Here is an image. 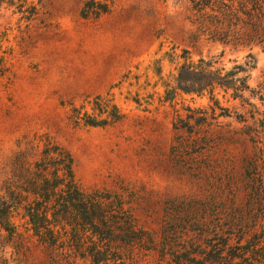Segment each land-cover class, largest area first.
Listing matches in <instances>:
<instances>
[{"label":"rangeland","instance_id":"rangeland-1","mask_svg":"<svg viewBox=\"0 0 264 264\" xmlns=\"http://www.w3.org/2000/svg\"><path fill=\"white\" fill-rule=\"evenodd\" d=\"M28 1L38 9L28 28L6 13L11 53L8 80L0 83V186L12 179L20 154H34L31 142L47 136L70 153L85 195L121 202L134 219L137 264H264V248L254 260L247 252L253 235L236 244L234 234L231 248L222 243L244 226L249 187L258 185L251 177L264 186V131L247 134L251 123L233 117L200 122V112L210 113L208 96L175 90L185 57L226 71L241 67L256 91L264 85V50L207 41L188 21V0H120L96 20L80 17L84 0ZM214 94L220 106L241 111L239 101ZM97 96L111 99L123 118L106 128L75 127L71 111L91 113L88 102ZM256 229L254 240L263 241L264 216ZM110 257L109 264L130 263L125 253ZM0 264L90 262L1 231Z\"/></svg>","mask_w":264,"mask_h":264},{"label":"trees","instance_id":"trees-1","mask_svg":"<svg viewBox=\"0 0 264 264\" xmlns=\"http://www.w3.org/2000/svg\"><path fill=\"white\" fill-rule=\"evenodd\" d=\"M117 1L120 0H84L80 17L96 20L108 14ZM7 12H10L9 18L19 16L18 28L23 24L28 28L38 9L28 0H0V83L8 80L9 74L7 63L11 49L4 46L10 30ZM188 21L207 41L259 46L264 50V0H188ZM214 64L202 59L193 63L184 57L175 90L183 95L208 96L212 103L210 113L200 112V122L233 117L238 122L251 123L247 134L260 135L264 131V109L250 100L257 98L264 107V85L252 90L243 68L226 71ZM217 90L232 101H239L241 111L220 106L214 94ZM88 104L91 113L84 111V106L71 111L70 121L75 127L106 128L123 118L111 99L97 96ZM191 118L192 115L188 117ZM174 130L180 132L181 127L175 125ZM250 141L255 142L254 138ZM31 145L34 154L31 157L20 154L12 179L0 186V232L7 237L32 240L39 246L72 253L90 264H109L113 262L110 256L115 261L122 260L124 253L129 256V264H137L135 246L140 243L141 231L122 203L114 207L113 201L107 203L96 194L85 195L76 182L70 153L47 136L33 140ZM256 168L254 159L245 167L249 175ZM251 182L258 185L249 187L251 201L247 204L245 219L241 217L239 222L244 226L236 233L228 231L222 243L231 248L234 234L236 244L243 240L241 236L253 235L246 245L254 260L255 256L259 257L258 250L264 248V239L254 240L257 219L264 216V186L261 179L255 181L251 177ZM259 229L263 227L259 225ZM235 247L243 249L240 245ZM243 252L240 254L245 255Z\"/></svg>","mask_w":264,"mask_h":264}]
</instances>
